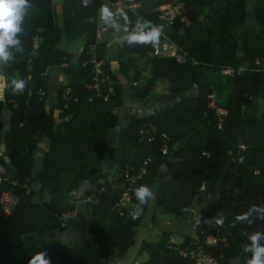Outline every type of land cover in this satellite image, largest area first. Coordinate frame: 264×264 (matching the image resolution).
Returning a JSON list of instances; mask_svg holds the SVG:
<instances>
[{
	"label": "trees",
	"instance_id": "1",
	"mask_svg": "<svg viewBox=\"0 0 264 264\" xmlns=\"http://www.w3.org/2000/svg\"><path fill=\"white\" fill-rule=\"evenodd\" d=\"M104 1L91 0L85 7L82 0H60L59 24L55 0H30L32 8L21 36L23 54L15 53L6 70L14 79L29 82L22 93H14L9 87L12 79L5 78L0 99V175L8 177L0 182V198L3 192L16 198L9 213L0 202V264H29L39 252L46 253L50 264H87L60 241L67 228L63 216L75 209L69 193L84 181L88 183L83 191L89 198L88 234L98 256L109 260L114 249L120 255L126 253L135 244L147 205L134 220L130 208L119 210L116 204L126 168L147 155H152V162L134 187L132 199L137 201L134 190L138 186L147 185L155 193V206L165 213L198 216L200 233L186 234L180 242L171 241L168 231L155 240H142L138 253L146 252L148 257L131 264H191L179 250L194 241L221 264H232L233 259L247 264L250 254L242 250L248 242L245 233L264 231V221L254 217L251 225L238 222L233 227L232 223L251 206L264 205V108L260 110L256 103L260 99L264 104V0H255L252 8L258 29L244 26L246 0H136L137 9L123 10L133 26L138 20L161 26L160 40L166 39L181 58L158 55V46H129L119 41L124 53L147 55L149 63L147 77L137 65L124 69L132 97L146 100L160 81L168 91L152 113L131 115L123 126L117 112L125 97L120 72H114L105 59L106 42L95 43L98 11ZM177 2L184 3L182 17L164 25L157 7ZM81 37L85 38L83 48L72 65L61 43ZM93 51L112 81L107 99L85 88L92 82ZM53 66L60 69L65 83L56 90L55 103L47 107ZM239 66L244 69L238 71ZM224 67L235 71L222 74ZM67 86L71 94L64 100L61 95ZM224 88L228 89L225 98ZM217 108L226 112L221 126ZM112 130L117 136L111 135ZM162 134L168 137L166 154L160 151ZM43 141L40 167L33 175ZM239 143L246 148L237 163L231 157L237 160ZM110 146H116L117 152L108 161ZM102 161L115 166V178L109 179L97 167ZM202 184L208 190L214 187L217 194L197 213L196 203L204 202ZM218 212L225 217L223 226L204 223ZM202 234L214 236L216 243L203 241Z\"/></svg>",
	"mask_w": 264,
	"mask_h": 264
},
{
	"label": "clouds",
	"instance_id": "2",
	"mask_svg": "<svg viewBox=\"0 0 264 264\" xmlns=\"http://www.w3.org/2000/svg\"><path fill=\"white\" fill-rule=\"evenodd\" d=\"M91 0H82L83 6L87 7ZM32 8L30 0H0V70L10 61L15 59V53L23 54V41L21 36L24 32L23 24L29 10ZM99 20L108 28L113 29V36L122 33L119 36L120 42H126L129 46L144 45L153 48L158 46L162 29L151 24H145L138 20L133 26L126 13L122 11L114 12L107 6H101L98 11ZM27 78L12 79L9 87L14 93H22L27 84ZM2 98V97H0ZM134 195L138 206L130 213L132 219H138L144 206L154 201L155 193L151 187L140 185L134 190ZM255 219L264 221V205H253L246 212L235 217L232 226L236 223H254ZM198 220L199 217H198ZM225 217L218 212L210 219H205L204 223L209 226H223ZM247 243L243 245V252L250 254L247 258V264H264V231H253L245 233ZM29 264H50V259L46 253L39 252L29 259Z\"/></svg>",
	"mask_w": 264,
	"mask_h": 264
},
{
	"label": "rangeland",
	"instance_id": "3",
	"mask_svg": "<svg viewBox=\"0 0 264 264\" xmlns=\"http://www.w3.org/2000/svg\"><path fill=\"white\" fill-rule=\"evenodd\" d=\"M255 0H246V7H247V11H248V15H247V19L244 23V26H251L254 27L256 29L259 28V26L257 25V22L253 16L252 13V8H253V4H254ZM55 6H56V12H57V21L59 24H61L62 18L60 15V0H55ZM63 30V28H61ZM264 32V29H262ZM122 35V33H117L116 37L114 36H108L105 35V48H104V56L105 59L109 62L110 64V68H111V62L114 61L113 66H115L114 68V72L119 73V76L121 78L122 84H123V88L125 89V93L126 96L129 97L130 100H134L131 101V111L138 114V115H142L148 112H153L154 110V102H161L162 98H165L168 95V91H167V84L163 81L158 82L157 86L154 88V90L149 94L148 98L146 100H142L139 101L137 99H134L130 93V81L128 80V78H126L125 76H123V72L124 69H130L133 66L137 65L139 67V69L142 72L143 77H147L149 69V63L147 61V55H139V54H133V53H124L121 50L120 47V42H119V36ZM78 39V40H77ZM76 40L71 41V45L68 46V55L69 58L71 60L72 65L76 63L77 57L79 56L80 52L82 51L83 48V43L85 41V38L83 37V39H79L77 38ZM61 46L66 50L67 48V42H65L64 40L61 43ZM158 48L159 51L158 53L160 54H164L166 56H176L178 57L177 53H176V48L171 45L166 39H163L160 41V43L158 44ZM120 62L122 63V68L120 69ZM117 66V67H116ZM240 67V66H239ZM263 67H264V61H263ZM7 70L6 65L3 67L2 70H0V93L2 94L4 92L5 89V78H4V72ZM50 75L55 77V80L50 82V85H54L53 88H55V90L58 89V87L63 84V81L65 80L64 75L62 74V72L60 71V69H58L57 67L53 66L50 68ZM57 77V78H56ZM228 93V89L224 88L223 90V98L226 97ZM53 94V92H52ZM152 94H157L154 97L151 98ZM215 100V97H214ZM129 102V101H128ZM150 102V103H149ZM149 103V104H148ZM256 103L258 104L260 110H262L264 108V104L262 102V100L257 99ZM125 111L123 110L121 115L122 116H127L128 114L125 113ZM55 117L57 118L58 116L55 115ZM59 120V119H58ZM116 131L118 132V128L116 129ZM44 142V141H43ZM42 143V142H41ZM42 148V146H39V151L41 152L42 150L40 149ZM39 157H35V162L33 165V170H32V174L35 175L38 170H39ZM109 161V160H108ZM108 161H102L99 164V167L102 166V171L104 173L107 174L109 179H113L115 177L114 176V171H115V166L110 167V163ZM115 181V180H114ZM157 184V182H155V185ZM88 187V186H87ZM85 187H83V184L80 185L78 187V189H76L75 191H72L69 193V195L71 196L70 199L75 201L74 203L76 204V201L79 200H84L85 195L83 194ZM216 189L214 187L208 189H204V193H203V197L202 199H204V202H199L196 203V208H197V213L199 212L200 208L206 203L209 202L211 200H214V198L216 197ZM168 213H164L162 212V214H160V217L158 219V221H156V215L154 213H152V221H156L158 228H155V234L152 235V237H155L156 235L159 234V232L161 230H164L166 228L171 227L172 229H176L177 231L180 230V233H178V235H182L183 237V233L185 234H191V235H196L200 233V228L197 224V220L198 217L192 216V214H190L189 212H185L182 215L184 217H186L188 220L186 221V226L185 227H179V226H175V223L173 222L174 219H167L166 216ZM68 220H66L67 222ZM181 228V229H180ZM184 234V235H185ZM180 236H177V239H179ZM92 246L89 248V251L91 253L92 257H96L98 256L97 250H96V246L91 243ZM92 250H95L96 253H94ZM93 252V253H92ZM135 252V246L133 245L130 248L129 254L132 255ZM234 264H237L236 262Z\"/></svg>",
	"mask_w": 264,
	"mask_h": 264
},
{
	"label": "built area",
	"instance_id": "4",
	"mask_svg": "<svg viewBox=\"0 0 264 264\" xmlns=\"http://www.w3.org/2000/svg\"><path fill=\"white\" fill-rule=\"evenodd\" d=\"M103 6H107L110 9H112L114 12L117 11H123V10H135L140 6V3L136 0H105ZM157 10L159 12V18L162 20L164 25L171 24L176 18H181L182 14L184 12V3L183 2H177L175 4H164L157 7ZM161 28V26H156ZM105 35H113V33L109 32L107 30V27L99 20L97 19V26H96V32L95 37L96 41L95 43L98 44L100 42H105ZM161 40H159L160 43ZM34 47L37 46V39H34L33 41ZM158 43V44H159ZM92 50V49H91ZM159 51V48H157L156 53ZM179 59H181L178 56ZM91 63H92V82L85 85V88L93 95H103L104 99H107L108 94L112 90V81L110 79L109 74L102 71V61L97 59L96 53L93 51L92 57H91ZM256 64H259L258 61L255 62ZM244 66H240L238 68V71L243 70ZM234 68L231 67H224L222 68L221 72L222 74L230 75L234 72ZM41 94H43L41 92ZM71 94L70 87H65L62 91V98L64 100H68ZM211 98V101L209 103L210 106H214V95H209ZM73 101H76L77 98L74 96ZM225 110L223 108H217V115H218V125L221 126V122L223 119V115H225ZM163 137V145L160 149L162 154H166L168 151V137L165 134H162ZM150 138V137H149ZM246 146L243 143H239L237 145V160L234 157H231V159L234 162H241L242 161V155L241 152L245 150ZM152 155H147L144 158L141 159L136 165H132L130 167H127L124 174H123V181H122V191L118 200V203L116 204L119 210H122L123 208H130V213L138 206V202L134 201L132 199V192L134 187L138 184L139 180L146 174L148 166L152 162ZM8 177L0 175V182L7 180ZM205 186L204 184L201 185L200 190H204ZM16 201V198L10 194L9 192H3L1 194L0 202L3 206L4 212L9 213L12 204ZM202 240L210 243L215 244L216 238L212 235H203L202 234ZM179 252L183 256H187L192 260L191 264H221V262L210 255L209 253H206L203 249L202 243L198 241L191 242L190 244L184 246V248H181ZM236 262L235 259L232 260V264Z\"/></svg>",
	"mask_w": 264,
	"mask_h": 264
},
{
	"label": "crops",
	"instance_id": "5",
	"mask_svg": "<svg viewBox=\"0 0 264 264\" xmlns=\"http://www.w3.org/2000/svg\"><path fill=\"white\" fill-rule=\"evenodd\" d=\"M61 33L64 35L65 30L61 29ZM111 36H113V35H110V37ZM63 39H64V37H63ZM79 39L82 40L83 37H81ZM71 43L72 42L67 43V48H66L67 52L69 51L68 46L71 45ZM157 54L161 55V56H166V55L160 54L158 52H157ZM11 62L12 61H10L6 65V68L11 65ZM111 63H112L111 69L114 70L115 69L114 68L115 66H113L114 61ZM3 76H4V78L10 77L11 79H14V74L10 73L8 71H5ZM118 78H119V81L122 83L119 74H118ZM52 79L54 81L55 77L50 75L49 84L52 81ZM63 83H65V80L63 81ZM53 86L49 85V88H48V95L46 97V106L47 107L50 105H53L55 103L56 90H55V88H53ZM123 90L125 92V89H123ZM52 92H53V94H52ZM155 95H157V94H152L151 98L154 97ZM0 97H3V93L2 94L0 93ZM131 101H134V100H130L129 97L126 96V93H125V97L123 99L122 106L117 111L120 118H121L120 126H123L127 122V120L130 118L131 115H138V114L131 111V108H130L131 107V104H130ZM155 105L157 106L158 102H154V106ZM123 110L125 111V113L128 114L125 117L121 115ZM150 113H152V112H148V113H145L142 115H146V114H150ZM138 116H140V115H138ZM40 145L42 146V148H40V149L43 150L46 146V143L45 142L39 143L38 148ZM116 152H117V150H116ZM40 154L41 153L39 151L37 153V156H39ZM97 167H99V165ZM100 167L102 168V166H100ZM82 184H83V187H85V188L88 186V183L86 181H84ZM69 197H71V196L69 195ZM88 199L89 198L86 197V198H84V200L76 201L77 202L76 204L74 203L75 201L71 200L72 204H74L75 209L70 213L64 214V216H63L64 219L68 220V221H67V228L60 235V241L71 250V252L74 254L75 257H77V258L83 257L86 260L87 264H131L133 261H137V262L145 261L148 257V254L146 252L138 253L139 248H140V243L142 240H155L162 234V232H164V230H161L158 235H156L155 237H152V235L155 234L154 229L158 228V225H157L158 222L156 223V221H158L160 214H162V212H164L162 210V208L155 206L154 201H150V204L146 206L147 211H146L140 225L137 227V230H136V239H135V244H134L135 252L132 255L129 254L130 248L132 246L123 255H120L118 253L117 249H114V253H113L111 259L107 260V259L100 258L99 256H96L94 258L91 256V253L89 251V248L92 246V244H91L92 242H91V238L88 234V227H87L86 201ZM152 213H154L156 215V221L155 222L152 221ZM167 215H168V216H166L167 219H171V217H172V219H174L173 222L175 223V226H179V227H185L186 226L185 223L188 219L186 217H184L183 215L175 216V215L170 214V213H168ZM195 217H198V216H194V218ZM165 231L170 232L171 241L180 242L183 238L182 235L181 236L178 235V233H180V230L177 231V228L172 229L171 227H169V228H166ZM184 234L185 233H183V236H184ZM177 236H180L179 239H177ZM96 250H97V247H96ZM92 251L94 253H96L95 250H92Z\"/></svg>",
	"mask_w": 264,
	"mask_h": 264
},
{
	"label": "water",
	"instance_id": "6",
	"mask_svg": "<svg viewBox=\"0 0 264 264\" xmlns=\"http://www.w3.org/2000/svg\"><path fill=\"white\" fill-rule=\"evenodd\" d=\"M263 32V30L261 31V33ZM111 135H114V136H117V132H115V130H112L111 131ZM3 149V146H1V150ZM116 150H117V147L116 146H110L108 151H107V154H106V158L109 159V160H112L114 159L115 157V153H116ZM7 160V158H6ZM49 236L52 237L53 236V233H49ZM56 236H58V233L56 232ZM29 238H32L33 235H30L28 236ZM46 237V234H41V238L44 239Z\"/></svg>",
	"mask_w": 264,
	"mask_h": 264
}]
</instances>
